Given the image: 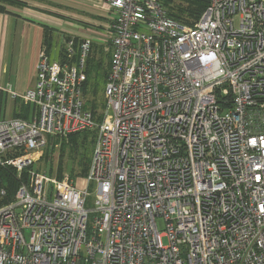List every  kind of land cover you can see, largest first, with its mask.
<instances>
[{
  "label": "built area",
  "instance_id": "obj_1",
  "mask_svg": "<svg viewBox=\"0 0 264 264\" xmlns=\"http://www.w3.org/2000/svg\"><path fill=\"white\" fill-rule=\"evenodd\" d=\"M103 2L101 123L84 109L93 36L67 41L64 63L43 49L34 88L0 87L36 108L0 115V167L97 131L81 187L51 194L37 176L0 208V264H264V0H211L193 26L160 0Z\"/></svg>",
  "mask_w": 264,
  "mask_h": 264
},
{
  "label": "crops",
  "instance_id": "obj_2",
  "mask_svg": "<svg viewBox=\"0 0 264 264\" xmlns=\"http://www.w3.org/2000/svg\"><path fill=\"white\" fill-rule=\"evenodd\" d=\"M20 6H7L6 13L0 14V87L10 85L20 94L34 88L36 84L37 66L41 52L45 49V29L59 34L61 45L53 47L56 56L65 49L66 41L81 40L86 36L96 39L106 33L115 19L113 11L103 0H18ZM64 44V45H63ZM60 50V51H59ZM9 77L5 85L1 79ZM33 85V86H32ZM5 95V108L0 115L5 119L14 118V113L23 101H12ZM7 104L13 106L7 110ZM28 105V104H27ZM10 111V112H9Z\"/></svg>",
  "mask_w": 264,
  "mask_h": 264
},
{
  "label": "trees",
  "instance_id": "obj_3",
  "mask_svg": "<svg viewBox=\"0 0 264 264\" xmlns=\"http://www.w3.org/2000/svg\"><path fill=\"white\" fill-rule=\"evenodd\" d=\"M8 4V6H20L22 5L18 0H0ZM211 0H180L182 5L177 7L175 11L174 2L175 0H160L163 8L165 9L166 15L168 18L182 24L185 26H193L197 23L206 9L208 8ZM187 5V6H184ZM6 8L0 6V14L6 13ZM188 17V19L185 18ZM189 20H193L194 22H190ZM110 28V27H109ZM54 36L53 30L45 29V42L44 46L48 50V55L52 56V50L54 47ZM79 40L76 39L75 49L78 50ZM55 60H58L62 63L67 62L66 51L63 49L61 53H59ZM52 58V57H51ZM92 58V55L91 57ZM89 58V60H90ZM54 59V58H52ZM77 56L74 57L70 62L76 63ZM89 66V65H88ZM111 66V58L109 63V70L106 72V76L104 78V85L106 86L108 74L110 72ZM92 69L86 68V81L83 85V95H84V109L89 111L93 119L96 123H101L104 118V111L106 102L103 98L100 100L98 97V82L92 77ZM92 83V84H91ZM105 91V88H104ZM105 98V96H104ZM3 104L5 100L3 96L0 98V112L3 109ZM36 108L30 104L28 105H20L19 110H17L13 117L18 119L29 120L30 117L35 114ZM95 131V130H92ZM86 132H80L73 135H70L68 138V144H63L62 153L69 154V157L74 161V169L72 170V175L74 180H82L84 177L86 178L88 175V171L91 165L93 152L96 144L95 134ZM89 146L91 150H89ZM75 163L81 167L79 173L75 172ZM83 177V178H82ZM63 178L62 170L59 171V179ZM84 178V179H85ZM28 181V173L24 170L22 174L21 180L18 179V172L14 167H0V208L11 204L15 201V197L17 191L22 184V182ZM4 191L5 194L2 195L1 191Z\"/></svg>",
  "mask_w": 264,
  "mask_h": 264
},
{
  "label": "rangeland",
  "instance_id": "obj_4",
  "mask_svg": "<svg viewBox=\"0 0 264 264\" xmlns=\"http://www.w3.org/2000/svg\"><path fill=\"white\" fill-rule=\"evenodd\" d=\"M180 5H182L180 0H175V2H174L175 11H176L177 7H179ZM0 6L7 7L8 4L0 1ZM184 6H187V5H184ZM185 18L188 19L187 16H185ZM189 21L194 22L193 20H189ZM53 34H54V36H52V37L54 38V44H55V46H57L58 45L57 43H59V45L57 47H59V49L61 50V45L65 40L61 41L62 36H60L59 34L54 33V32H53ZM104 34H106V33H103V35ZM103 35L97 36L98 38H100V43L97 42L96 45L94 44L92 52L89 56V58H90L92 55V58H90V60L88 58L86 68L88 67V69L89 68L92 69L91 75L98 82V97L100 100L103 98V100L106 102V100L104 98V88H105L104 78L107 74L106 72L109 70L110 54H108L106 52V50L104 48L105 44L103 43V45H102V41L106 38L105 37L106 35H104V36ZM51 57L54 59L57 58L54 51H52ZM9 77L10 76H8L7 79H6V77L1 79V81H2L1 84L5 85L7 83V81H10V80H8ZM10 83L13 84V80L10 81ZM3 98L5 100V95H3ZM3 107L4 108L6 107L5 104H3ZM11 108H13V106L11 107L10 104H7V110L12 111ZM88 133L95 134V139H96V136H97L96 130L90 131ZM68 143H69V140H67L65 138H61L58 136H51L49 138L47 146L45 148L41 149L40 151L30 152L28 154L21 156V158H23V159L26 158V159H25V163H24L25 166L22 169H18V167L15 168L18 172V179L21 180L24 170H26L28 173L27 183L22 182L21 185L29 184L31 182V180H35L37 178V176H45L50 180L49 185H47V189H49L50 193L52 194L58 183H61L66 179L73 181L74 180L73 178H75L72 175V170L74 169V161H72V159L69 157V154L63 155V153H62L63 144H68ZM89 150H91L90 146H89ZM60 170H62V173H63L62 179H59V171ZM80 170H81V167L78 165V163H75V172L79 173ZM80 180L78 181L79 182L78 187L82 186L81 185L82 180L81 181ZM89 195H90V198L86 204V208L89 211H92L95 208V203H94L95 202L94 201L95 190L93 187H91L89 189ZM93 217H94V214L91 213L89 216V227L92 226ZM164 242H166V241L164 240Z\"/></svg>",
  "mask_w": 264,
  "mask_h": 264
}]
</instances>
